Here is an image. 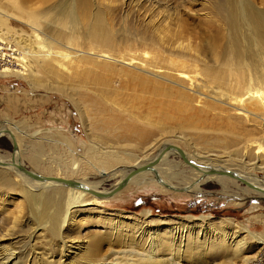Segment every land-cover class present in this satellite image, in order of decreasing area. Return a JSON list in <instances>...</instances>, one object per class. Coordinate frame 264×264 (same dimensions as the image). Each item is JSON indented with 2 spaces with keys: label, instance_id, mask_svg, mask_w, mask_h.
Segmentation results:
<instances>
[{
  "label": "rangeland",
  "instance_id": "1",
  "mask_svg": "<svg viewBox=\"0 0 264 264\" xmlns=\"http://www.w3.org/2000/svg\"><path fill=\"white\" fill-rule=\"evenodd\" d=\"M91 1L88 0L89 10L93 4L95 6L93 7L94 9L90 10L91 16L97 13V10L104 9L102 4L105 9L109 10L108 12L106 9L105 15L107 21H110L108 23H111V25L109 24L110 28L113 27L112 38L113 40L115 39V45L118 46V49H116L117 46H113L114 48L111 47L112 49L108 50L112 58L118 59L120 55L121 57L123 55L122 58H126V55L133 51L132 49L137 50L138 48L140 50L146 45L145 47L151 49L148 50L152 52L162 50L161 52L165 51L163 54L168 56L178 57L179 55L180 58L183 56L182 59L185 60L186 58L185 61L193 66H214L216 60L213 54L219 55L221 48L225 44L226 27L217 13V5H223L224 0H166V3L165 1L157 3V0H149L146 3L143 0L144 2H141L143 5L141 4L138 7H136V2H134L136 0L132 3L126 2L124 4L118 1L115 2L116 4L118 3L117 5L113 3L109 7L106 6L104 0ZM98 2H100L101 6ZM5 4V0H0V12L4 11L6 12L5 14H10L11 18L7 22L0 18V31L6 34H12L18 30L31 33L26 22H24L23 15L15 16ZM168 23L171 28L177 29L175 31L177 32L175 34L177 37L174 36V38L176 39L175 42L178 43H173L174 38V40L164 38V33L161 32L163 29H160L163 25H168ZM157 32L163 33V36ZM133 39H137L135 41L138 44H135ZM46 40L49 41L50 39L46 38ZM51 42H53V39ZM179 42L184 45L189 43L188 47L189 45L191 47L184 51L182 50L183 48H178ZM141 43L145 45L143 46ZM149 43L152 46H148ZM7 48L11 50L17 49L16 46L11 44ZM101 50L104 51L103 48L96 47L97 52ZM123 53H126V55ZM110 63L113 62L110 61ZM118 63H115V65H119ZM9 67L15 68L17 66L12 65ZM116 68L117 74L123 69L122 65L120 67L116 66ZM81 70L83 72L77 75L73 82L66 79H56L46 73L37 71L36 83L33 86L29 85L25 79L15 75L0 76V129L9 128L12 133H15L14 136H17L15 139H17L18 148L15 157L26 168L41 176L62 177L72 180L85 179L89 182L101 180L97 187L98 191H107L112 188L115 181L119 178L117 173L132 167L136 163L148 160L150 156L155 154L157 148L163 144H172L179 147L183 153L192 154L194 158L196 156L197 162L200 164H210L212 162L215 165H220L225 163L224 160L226 158L236 159L237 151L241 150L242 161L246 162L250 159L251 165L242 166L240 167L241 169L234 162H229L227 165L231 169L241 171L246 176H255L264 182L263 123L257 125L255 129L250 126H255L256 124L250 123L248 127L250 132L247 138L239 140V145H233L230 148V146L225 144L229 141V138H233L231 132L227 134L217 132L212 129L210 124L201 123L200 111L202 108L194 106L197 99L195 93L194 96H191L192 103L190 108H188V112L181 113L182 110L180 108H171V111H169L168 107L159 106L153 102L149 97L148 91L141 93L138 97V95H134L126 89L124 90L123 86L128 82V79L122 77L121 74L116 76L117 74L114 73L110 74L113 79L109 80L112 82V89L107 90L106 94L101 97H96L95 88L92 86H97L104 77L106 78V72L88 63L84 64ZM86 71L90 72L86 75ZM109 81L105 82L109 83ZM83 85L87 88L86 91L80 89ZM58 86H62V92L56 90ZM153 86V90H165L169 87L168 84ZM223 87L219 89L223 90ZM187 91L192 93V91ZM205 100L207 101L206 98ZM205 100L203 97L201 103H205ZM208 105H212L211 102ZM189 111L191 112L189 113ZM209 114L216 117V111ZM230 114H233V112ZM172 116L175 119L173 124L170 122V117ZM220 120V117L217 120L215 118L213 122L218 124ZM123 126L128 129L126 134L122 130ZM178 126H180L181 130H171L175 127L178 128ZM139 129L152 133L150 143L140 145L141 142L132 136L131 133ZM124 135H126L127 140L133 141L130 145H126L128 142L125 143ZM219 139L226 140L223 148L226 147L227 149L216 147L215 141ZM106 142H109V144ZM252 142L256 143L253 145ZM39 143L41 146H36ZM91 144H95L99 149H109V147L117 149L122 145L121 149L123 152L130 153L133 156L126 160L128 157H124L125 155L122 154V160L117 162L118 164H113L114 168L111 166L105 174H102L95 166L91 165L90 160L85 162L88 159L84 157V148L86 149ZM105 144L107 147L104 146ZM260 145L263 147V151L262 149L257 150ZM195 152L199 153V155ZM10 153L11 144L9 137L7 135L0 136V156L7 159ZM165 157L158 161L155 165L156 169L162 175H166L163 172L167 168L169 172H176L177 174L169 177V180L173 185L181 186L180 184L183 183L184 178L189 176L188 166L182 163V158L179 155L168 153ZM32 161H37L38 166H35ZM251 166L259 169H252ZM1 170L13 179L15 184L26 188L12 171ZM112 175L113 177H110ZM138 176L140 177L138 178ZM145 177L149 178V173L137 175L134 177L133 182L129 181L126 183L124 187L110 198L99 199L86 205V208H76L79 212L74 216L75 223L73 226L68 225L60 238H53L46 230L37 227V223L30 214L26 201L22 199L18 186L15 190L11 188L9 191L8 189L0 188V220L2 219V224L0 222V232L2 233L0 235L8 234L6 239L4 238L0 241V254L4 253L1 250L9 249L8 252H14L15 255H18L15 260H21L19 263L22 264L26 261V257L24 258L25 255L20 254V252L24 250L23 245L25 247L28 244L27 250L30 253V262L28 264H42L41 259H38L39 254L48 256L49 261L58 260V248L62 241L61 238L68 243H74V247L82 242H84V246H88L89 241L94 236H106L105 234H109L110 225L115 227L117 225L122 226L123 228H121L124 232H126L125 229L140 228L141 231L145 230L143 231L144 234L147 232L152 235L156 232L166 233L170 229L186 222L185 219L190 217L193 219L207 217L213 223L221 222L222 220L223 224L221 222L218 225L223 227L222 230L226 229L225 232L228 231L229 226H238L239 239L245 240L246 245H249L243 256L253 259L254 262L252 264H264V243L256 239L264 240V195L244 191L242 189L247 190L245 185L243 186L238 181L232 182L225 179V177L221 183H218L215 179L203 181L198 185L194 193L166 190L157 182L149 180L137 184L143 181ZM136 179H138V182L134 183ZM6 212L10 214L7 215ZM145 212H148L146 218L142 216ZM11 213H15L18 216L15 229L11 228V221H9L13 216ZM107 224L110 225L105 227ZM184 224L189 225V227L193 226L188 222ZM207 226H209V222ZM209 227L211 228V226ZM7 228L11 231H8ZM68 229L70 230L68 231ZM198 229V226L195 225L191 233L193 232L194 234ZM242 230L248 231L250 236L248 237V233ZM203 235L198 236V244L203 243ZM207 236H209L208 233ZM253 236L254 238H251ZM75 237H79L81 243L73 240ZM139 244L145 246L147 243L145 240V242L143 241ZM184 244L186 242H183V248ZM109 245L107 243L104 244L103 254L113 259L110 249L114 246ZM201 245H204V243ZM115 248L118 249L117 245ZM77 253L78 251L76 250L66 253L68 257L66 256L63 259L65 262L63 263L84 264V260H81ZM229 254H226L227 257L219 256L215 260L217 263H224L223 260L225 258L223 259V257H232ZM205 258V255H199L192 264H201ZM207 258L208 261L214 260V257ZM180 261L181 264H189L186 262L187 260ZM43 262L45 263L44 260ZM237 263L239 264L240 261L238 260Z\"/></svg>",
  "mask_w": 264,
  "mask_h": 264
},
{
  "label": "bare ground",
  "instance_id": "2",
  "mask_svg": "<svg viewBox=\"0 0 264 264\" xmlns=\"http://www.w3.org/2000/svg\"><path fill=\"white\" fill-rule=\"evenodd\" d=\"M104 1L106 2V6L109 7L118 1H120L121 4H124L126 2L132 3L134 0ZM142 1L143 0L134 1L136 2V7L141 5ZM144 1L146 2L149 0ZM161 1H165L166 3V0H157V3H160ZM5 2V5L11 9L15 16L18 17L23 15L24 22H26L31 33L18 30L12 34H6L0 31L1 45L4 47L7 45L8 47V45L11 44L17 47V49H12L13 56L11 57L15 62L14 66L17 67L3 66L0 69V76L15 75L25 79L28 81L29 85L33 86L36 83V72L41 71L53 78L60 80L66 79L73 82V79L83 72L84 69L81 70L83 65L88 63L93 65V67H98L106 72V78L104 77L101 81L99 80L100 83L97 86H92L95 88V96L101 97L106 94L105 92L107 90L112 89L113 87L112 82H110L113 77H111L110 74H117L116 66L120 67L122 65L123 69L120 70L119 74L128 79V82L123 86L124 90L126 89L127 91H130L132 94L138 95V97L141 93L148 91L150 95L149 97L153 102L157 103L159 106L168 107L169 111H171V108H180L182 110V112L180 111L181 113L188 112V108H190L192 103L191 96H194L195 93L197 99L195 100L194 106L198 108L200 107V109L202 108L200 111L201 123L210 124L212 129L217 132H223L224 134L231 132L233 138L228 137L229 141L225 144L230 146V148L233 147V145L236 146L238 142H240L239 140H245V138H247L250 132V129L248 128L250 123L256 124L255 126H250L253 127L252 129H255L256 126L261 123L264 124V0H224L223 5H217V13L220 15L226 27L225 44L223 48H221L219 55L216 53L213 54L216 60L214 66L202 65L200 67L190 65L185 61L186 58L185 60L182 59L183 56L181 58L179 55L178 57L168 56L163 54L165 51L162 53V50L157 52L149 51L151 49L145 47L146 45L144 44V46L142 43L141 44L144 46L143 48L141 46L142 49L138 50L137 47H134L137 48V50L132 49L133 51L129 52L128 55L123 53L126 55V58H122L123 55L122 57L120 55V58L118 59L112 58L108 50L117 45H115V39L113 40L112 38V34L114 33H112L113 27L110 28L111 23H108L110 21H107L106 19L105 13L107 8L105 9L103 4L102 7H104V9H95L97 10V13H94L92 14L93 16H91L90 10L95 6L93 4L92 8L89 10L88 0H5ZM98 4L101 6L100 2H98ZM156 12L159 13L158 11ZM5 13L6 12L4 11L0 12V18H3V20L7 22L11 18V15ZM162 29L163 31L161 32L164 33L165 39H175L174 36L177 34V32H175L177 29L175 30L174 28H171L169 23L168 25H163L160 30ZM113 30L115 31V29ZM161 32L157 33L163 36V33ZM46 38H49L50 40L47 41ZM52 39L53 42H51ZM135 40L134 42L136 44L137 41ZM175 41L176 39L173 41L174 44L178 43ZM144 43H146V41H144ZM188 44L189 43L184 45L179 42L178 48L181 47V49L183 48L182 50L186 51L191 47L190 45L188 47ZM150 45L151 44L149 43L148 46ZM96 47H101L104 51L101 50L100 52H97ZM121 47H123V45ZM116 49H118V46ZM0 55L3 54L1 53ZM110 61L113 63H110ZM117 61L123 62L118 63ZM115 63H118L119 65H115ZM88 72L90 71H86V75ZM119 74L116 76H120ZM105 81H109V83ZM163 84H168L169 87L165 90L152 89V87H154L153 85L162 86ZM220 87H223V90L219 89ZM80 89L86 91L87 88L83 85ZM56 90L62 92V86L56 87ZM187 90L192 91V93H189ZM203 97L204 100L206 98L207 101L205 100V103L202 104ZM210 102L212 105H208ZM213 111H216V117L210 116L209 113ZM190 112L191 111H189V113ZM231 112H233V114H230ZM217 116H219L221 120L220 123L215 124L213 120H215V118L217 120V118H219ZM174 121L175 119L173 116L170 117L171 124L175 123ZM173 129L181 130L180 126L171 129L172 131H175ZM122 130L125 134L128 131L125 126H123ZM6 132H9L14 139L17 137L14 136L15 133H12L9 128L0 129V133L3 135H7ZM131 134L141 142L140 145L150 143L152 137L150 131L142 129L134 130ZM125 136L126 135H124V141L125 143L128 142L126 145H130L133 141L127 140ZM215 139L217 138L215 137ZM16 140L17 139H15V141ZM225 141L226 140L221 139L216 140V147L223 148ZM109 142L106 143L109 144ZM254 143L256 142H252L253 145ZM36 146L40 147L41 145L39 143L36 144ZM104 146L107 147L106 144ZM162 146L158 147L155 154L150 156L149 159L153 158L161 150ZM187 146L189 145L187 144ZM122 147V145L118 148L116 146L118 150L112 147H109V149H99L95 144H91L86 149L84 148V157L85 159H88L85 162L90 160L92 166H95L99 172L105 174L109 167L113 164L115 165V163L118 164L117 162L122 160V154L125 155L124 157H128L127 159L125 158L126 160L133 156H131L130 153L123 152L121 149ZM223 149L227 148L225 147ZM260 149L263 151L261 145L257 150ZM17 152L18 148L13 153L14 162L17 160L20 161L15 157ZM168 153L180 156V153L177 150L172 149L163 153L159 160L163 159ZM196 154L199 155V153ZM183 156L186 160H189L194 167L187 165L185 161L182 160V163L188 166L189 176L184 178L183 183L180 184L181 186H175L169 180V177L177 174L176 172H169L167 171L169 169L166 167L167 169H165L164 172L162 171L166 175H162L155 166L154 169L156 170L161 183H158L153 179L151 172H142L149 173L150 177H145L141 182H138V179H136V182L134 183L138 182L137 184H140L145 180H149L151 182H157L166 190L181 193H194L198 188V185L207 179H215L218 183H221L224 177L232 182L237 181L234 177H231V175H223V173L227 172L231 174L234 173L237 177L243 179L251 186L247 187L245 185L247 190H242L256 193L258 195H264V182L262 180L257 179V177L253 175V177H249V175L246 176L241 171L231 169V167L227 165L229 162H234L239 168L251 165L250 159L246 162L242 161L241 150L239 152L237 151L236 159L226 158L224 160L225 163L220 165H215L212 162H210V164H200L197 162L196 156L195 160L194 155L189 153H183ZM9 161L10 156L7 157V159L0 156V162L9 163ZM143 162L136 163L133 166ZM32 163L35 166H38L37 161H32ZM0 168L12 171L24 186H26V188H22L15 184L13 179L0 169V188H5L9 191L11 188L15 190L18 186L20 193L22 194V199L26 201L30 209V214L37 223V227L46 230L53 238H60L62 232H64L68 225L73 226L75 223L74 216L79 212L76 208H86V205L94 203L99 199L112 197H96L90 193V190L98 191L97 187L101 180L95 182H89L85 179L74 180L79 183L80 186L73 187L51 180L39 181L29 179L11 165L0 166ZM129 168L130 167L117 173L119 178L115 181L112 187H114L119 179L124 176ZM251 168L259 169L255 166H251ZM208 169L215 170L216 173L205 175L204 173H206ZM142 173H139L138 175ZM110 177H113V175ZM134 177L130 182H133ZM139 177L140 176H138V178ZM163 184L174 189H168ZM255 188H259L263 192L256 191ZM147 213L148 212L143 213L142 216L146 218ZM6 214L9 215L10 213L6 212ZM11 215L13 216L9 221H11V228L15 229L18 216H16L15 213H11ZM185 220L193 226L190 225L191 227H189V225L184 224L186 223L184 222L179 226L177 225L178 227L170 229L166 233L161 234L160 232L155 231L156 233L152 235H149L147 232L144 234L143 231L145 230L141 231L140 228L125 229L126 232H124L122 226L121 228L118 225L115 227L114 225L107 224L105 227L110 225L109 234H105L106 236H94L89 241L88 246H84V242L81 243L79 237L73 238L77 243H81L77 244L76 247H74V243H68L61 238L62 241L61 243L59 242L60 246L58 248V260L49 261L48 256H43L41 254H39L38 259H41L42 264H64L65 262L63 259L66 258V253H69L71 250H76L78 251L77 254L81 260H84V264H181L180 260H187L186 262L192 264L199 255L206 256L201 264H216V258L219 256H226V254L229 253L232 257H223V259L225 258L223 260L224 263L220 262L217 264H238V260L240 261L239 264H252L254 262L253 259L243 256V253L246 252L249 245H246L245 240L241 238L239 239L238 226H227L228 231L225 232L226 229L222 230L223 227L218 225L222 220L217 223L209 221L207 217H199L197 219L190 217ZM0 222L2 224V219ZM208 222L211 228L207 226ZM195 225L198 226L199 229L193 234V232L191 233V230ZM69 230L70 229H68V231ZM203 231L205 232L203 233ZM242 231L248 233L246 230ZM1 233L2 232H0V234ZM207 233L209 236H207ZM7 235H0V241L4 238L6 239ZM199 235H203L204 241L202 242L204 245H201L203 243H197ZM247 236H250L249 233ZM251 238H254V236ZM256 239L262 241L261 243H264V240ZM145 240L147 243L145 246L139 244L143 241L145 242ZM183 242H186L184 248L182 246ZM106 243L107 245L110 243L109 246H114L110 249L113 259H111L112 257L108 255L104 256L103 254V246ZM116 245L118 249L115 248ZM27 246L28 244L25 247L23 245L24 250L20 252V254L25 255L24 258L26 257V261L22 264H28L30 262V253H28ZM8 250H5L6 252L1 250V252L4 253L0 254V264H21L19 263L21 260H15L18 255H15L14 252H8ZM207 257H214V260L212 259V261H208ZM69 264L78 263L69 262Z\"/></svg>",
  "mask_w": 264,
  "mask_h": 264
},
{
  "label": "water",
  "instance_id": "3",
  "mask_svg": "<svg viewBox=\"0 0 264 264\" xmlns=\"http://www.w3.org/2000/svg\"><path fill=\"white\" fill-rule=\"evenodd\" d=\"M6 133L10 139V144H11L10 161H9V163L0 162V166L11 165L15 169H17L19 172H21L24 176H26L27 178L32 179V180H39V181L51 180V181H55V182H58V183L63 184V185H67V186H73V187L80 186L79 183H77L76 181H74L72 179L38 175V174L32 172L30 169L26 168L20 161L17 160L16 162H14L13 161V153L17 149L16 141H15L14 137L9 132H6ZM2 135L3 134L0 133V136H2ZM172 149H175L180 153V157L182 158V160L185 161V163L187 165L194 167L189 160H186L184 158L183 152L179 147L174 146L172 144H164L162 146L161 150L153 158L148 159V160L144 161L143 163L138 164L136 166L130 167L128 169V171L124 174V176L122 178H120L119 181L114 185V187L110 188L107 191H92V190H90V193L96 197H110V196L114 195L115 193H117L122 187H124L126 185V183H128L134 176H136L142 172H151L153 179L155 181H157L158 183H161L159 176H158L156 170L154 169V166L158 163V161H159V159L163 153H165L166 151L172 150ZM215 173H216L215 170L208 169L207 172L204 174L206 175V174H215ZM223 175H231V177H234L237 181L241 182L242 184L246 185L247 187H251L246 181L237 177L234 173L231 174V173L225 172V173H223ZM164 186L167 187L168 189H173L172 187H169L168 185H164ZM255 189H256V191L263 192L259 188H255ZM177 191H180V190H177Z\"/></svg>",
  "mask_w": 264,
  "mask_h": 264
},
{
  "label": "built area",
  "instance_id": "4",
  "mask_svg": "<svg viewBox=\"0 0 264 264\" xmlns=\"http://www.w3.org/2000/svg\"><path fill=\"white\" fill-rule=\"evenodd\" d=\"M11 52H12L11 49L4 47L3 45H0V54L1 53L3 54L0 55V68H2L3 66L15 65V62L11 58L13 56Z\"/></svg>",
  "mask_w": 264,
  "mask_h": 264
}]
</instances>
